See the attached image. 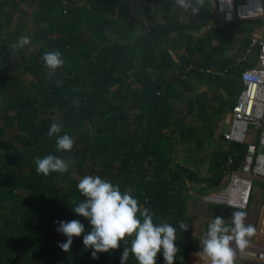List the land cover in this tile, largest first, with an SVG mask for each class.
Returning a JSON list of instances; mask_svg holds the SVG:
<instances>
[{"label":"trees","instance_id":"trees-1","mask_svg":"<svg viewBox=\"0 0 264 264\" xmlns=\"http://www.w3.org/2000/svg\"><path fill=\"white\" fill-rule=\"evenodd\" d=\"M161 1L164 23L149 8L145 26L131 0H0V264H121L123 242L98 259L83 244L91 225L72 208L85 199L77 188L85 175L119 184L155 213V223L176 227L175 264H189L201 242L191 236L196 218L189 203L219 190L246 146L206 149L208 106L197 108L187 94L206 77L199 69L228 73L225 80L236 90L244 87L242 72L257 62L258 47L247 55L251 34L263 21L217 19L209 0L198 14ZM21 36L31 43L14 50ZM55 50L65 63L53 71L43 55ZM208 78L227 87L220 77ZM52 123L61 125L59 135L74 138L71 151L57 150L56 136L47 134ZM47 155L65 160L69 171L37 174L34 158ZM202 155L207 167L196 162ZM262 215L252 240L264 243ZM71 220L86 231L65 252L58 245L67 237L57 222ZM181 220L187 231L179 229ZM162 251L156 264H165ZM127 264L138 262L130 255Z\"/></svg>","mask_w":264,"mask_h":264},{"label":"clouds","instance_id":"clouds-1","mask_svg":"<svg viewBox=\"0 0 264 264\" xmlns=\"http://www.w3.org/2000/svg\"><path fill=\"white\" fill-rule=\"evenodd\" d=\"M175 2L185 11L190 9L193 14H198L204 5V0H195V3L193 0ZM30 43L29 37L21 36L13 45V49L24 48ZM43 60L53 71L65 63L59 50L46 52ZM61 131V125L52 123L47 134L49 137L56 136L58 151H71L75 140L67 133L59 135ZM34 164L37 174L43 176L69 171V164L54 155L42 158L36 156ZM77 188L85 199L72 210L86 218L91 225V230L83 235V244L85 248L92 249L93 259H98V253H109L119 249L123 242L121 264H127L130 255L135 257L138 264H156V258L161 250L165 264H175V258L180 251L176 245V227L167 222L155 223V213L142 207L129 191H122L119 184L98 175H85L79 180ZM227 203L235 209L230 221L221 216L211 219L201 239L202 252L199 255L206 264H235L237 250L241 255L245 254L256 235V227L246 223L248 214L244 210V205L236 200H228ZM57 223L59 225L57 231L67 237L66 241L60 242L58 246L68 252L73 244V238L85 233V226L79 220ZM179 229L187 231L188 225L181 220Z\"/></svg>","mask_w":264,"mask_h":264},{"label":"built area","instance_id":"built-area-1","mask_svg":"<svg viewBox=\"0 0 264 264\" xmlns=\"http://www.w3.org/2000/svg\"><path fill=\"white\" fill-rule=\"evenodd\" d=\"M217 13L225 21L263 20L264 0H217ZM258 47L259 64L243 71L244 90L232 106V121L224 141L246 145L247 152L241 166L233 170L225 189L205 196L208 204L229 206L228 200H236L247 210L251 204L256 182H264V34L252 40L247 55ZM247 56L241 58L246 60ZM220 75V73H218ZM250 138L253 141L250 142ZM232 163V158L229 160ZM235 210V209H234ZM264 234V216L261 224ZM235 247V245H233ZM239 261L264 263V243H251Z\"/></svg>","mask_w":264,"mask_h":264},{"label":"crops","instance_id":"crops-1","mask_svg":"<svg viewBox=\"0 0 264 264\" xmlns=\"http://www.w3.org/2000/svg\"><path fill=\"white\" fill-rule=\"evenodd\" d=\"M166 1H168V0H166ZM209 1L213 5V7L216 9L217 0H209ZM130 4H131V7L136 8L135 16L142 18V20L145 23V26H147L149 24L147 14L145 13V9H149V8L152 9V12H151L152 15H156L155 21L157 23H160V24L164 23L162 9L164 8L165 4L161 0H131ZM156 6H159V11H158ZM176 10H177V7L174 6L171 11L173 13ZM215 13L217 14L216 18L218 19V16H221V15L217 12H215ZM182 17H185V16L183 15ZM261 21H263V20H261ZM210 27L211 26H209L208 29ZM204 29H206V28H204ZM204 29H201V31H199L197 33L193 32V34H195L197 36L203 35L208 30L207 29L206 31H204ZM258 34H264V22L259 23L258 25L255 26L254 31L251 34L252 40L255 37H257ZM239 37H240V35H237V38H239ZM239 45H240V40L237 41L234 49L237 50ZM255 58L257 59V55L253 56L252 61L255 60ZM255 63L248 68L257 66L259 64L258 59H257V62H255ZM237 70H239L238 67H237L236 71ZM199 72L201 73V75L206 73L205 74L206 77H204V79L201 82L197 83L194 86V89L192 90V92H189L187 94L186 100L192 101L194 103V105L197 106V108H198L199 104H203V105L208 106V108L205 112H207V118L210 119L211 121H206V122H208L211 127L208 128L206 130V132L211 130L209 132L211 138L208 140L206 139L204 141V143H205L204 146H206V149H208V147L211 148V145H213V147L219 146L218 148L221 149V151H228L230 149L232 142L228 143V142L224 141V135L228 132L231 121H232V106L235 103V101L238 99V97L242 94L244 87L241 86L240 90H236L234 88V85L229 80H225V77L228 73H226L224 75H218L217 69H211V70L199 69ZM213 73H216L217 75H214ZM212 76L220 77V78L224 79L223 84L227 85V87L226 86L224 87L222 84H219V83L210 82L208 77H212ZM241 78H242V76H241ZM231 90H233V92H230ZM212 106H214L215 108L212 109ZM228 115H231V121L228 124L227 131H225L224 130V123H225V119L227 118ZM211 117H212V119H211ZM218 130L220 131L219 133L217 132ZM251 141H253L252 138H250V142ZM207 151H210V150H207ZM210 152H212V148H211ZM246 152H247V147H246ZM203 156L204 155L197 158L198 160H196V162L198 161V163L200 165H201V163H203L202 167H207L209 164V159H208V157H206V155L204 157ZM230 159L231 158H228V162H227L226 166L231 168V166L233 165L234 159L232 158V163H230V161H229ZM243 159L241 158L238 165L241 166ZM193 161L194 160L190 161L189 163H192ZM238 168H236V169H238ZM231 169H232L231 171H225L224 172V177H223V181H222V185H221L222 187L219 190L209 192L205 196L216 194V193L218 194L225 189V187L227 186V184L229 182V179H230V176H231L233 170H236L234 168H231ZM206 173H207V171H205V175H206ZM263 185H264V182H262V181L256 182L254 194H253L252 200H251V203H252L255 195L259 191L260 199H259V206H258V216H259L260 211L263 213L261 223L259 225V233H260L261 237L264 236V234L261 232V224H262V220H263V216H264V206L261 207L262 199H263V196H262ZM204 197H202V198H204ZM212 206H214V205L212 204ZM219 206H221V205H219ZM250 206H251V204H250ZM250 206H249V208H250ZM224 207H226V206H224ZM226 208H228L229 210L231 209L229 207H226ZM249 208L246 210L247 212L249 211ZM231 210L234 211V209H231ZM258 216L256 218V223L258 220ZM256 223H255V225H256ZM251 243H262V242H256V241L252 240Z\"/></svg>","mask_w":264,"mask_h":264},{"label":"rangeland","instance_id":"rangeland-1","mask_svg":"<svg viewBox=\"0 0 264 264\" xmlns=\"http://www.w3.org/2000/svg\"><path fill=\"white\" fill-rule=\"evenodd\" d=\"M208 28L204 29L206 31ZM231 121V115H228L225 119L224 123V130L227 131L228 124ZM220 132L219 130L217 131ZM205 169H201L202 175H205ZM194 196H197V194H193ZM259 199L260 194L259 191L254 197V200L251 203V206L249 208V211L247 212V220L246 223H250L255 226L256 218L258 216V206H259ZM188 212L195 216L196 222L194 226L191 228V236L199 241L204 237L206 232V226L211 221V219L215 218L216 216L223 217L226 221H230L233 210H228L226 213H217L214 210V206L212 204H208L205 201V198H200L198 200L192 199L189 203ZM234 247V246H233ZM202 252V245L201 242L196 243V250L190 254V262L189 264H206L205 260L202 258V256L199 255V253ZM239 253L236 254V260L235 264H264V263H256L251 261H239L238 260Z\"/></svg>","mask_w":264,"mask_h":264}]
</instances>
